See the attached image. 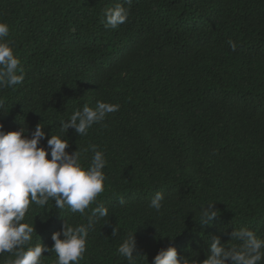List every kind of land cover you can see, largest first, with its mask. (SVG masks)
Masks as SVG:
<instances>
[{"label": "trees", "instance_id": "trees-1", "mask_svg": "<svg viewBox=\"0 0 264 264\" xmlns=\"http://www.w3.org/2000/svg\"><path fill=\"white\" fill-rule=\"evenodd\" d=\"M116 3L128 20L106 28L104 9ZM0 22L24 71L22 84L0 88L5 131L40 123L50 137L84 104L120 106L87 136L61 134L66 151L96 145L107 161L97 202L109 214L79 264H128L117 248L129 234L137 264L169 246L202 261L208 236L227 243L235 228L264 237V0H0ZM157 192L160 212L150 207ZM209 202L220 217L204 227L197 210ZM65 220L86 223L52 201L30 205L33 244L51 248ZM41 259L55 264V253Z\"/></svg>", "mask_w": 264, "mask_h": 264}, {"label": "clouds", "instance_id": "clouds-1", "mask_svg": "<svg viewBox=\"0 0 264 264\" xmlns=\"http://www.w3.org/2000/svg\"><path fill=\"white\" fill-rule=\"evenodd\" d=\"M125 2L130 4L131 0ZM128 16V9L121 3L107 7L104 9L105 27L116 29L126 23ZM9 32L8 24L0 22V88H12L24 81L21 62L10 42L5 40ZM228 44L235 50L233 41L229 40ZM4 107L5 102L0 98V110ZM119 108L118 104L99 100L94 107L84 104L67 120L60 121L59 132L67 134L69 129H74L78 136H87L93 125L103 122L108 114ZM61 134L48 137L40 123L34 131L21 124L16 131H5L0 124V257L8 254L3 264H42L44 253H55V264H79L85 258L90 233L109 214L104 203L97 202V197L105 191L103 170L107 161L104 152L96 145L66 151L69 141ZM43 140H46V147L41 146ZM89 151L92 155L85 167L81 160ZM49 201L54 202L55 209H67L86 218V223L76 226L65 220L61 230L52 234L51 248L40 242L33 244L36 231L32 223L26 222L30 205L44 208ZM163 201L164 195L157 192L150 207L160 212ZM94 203L96 206L86 212ZM120 203L123 205L124 201ZM197 211V224L204 227L214 226L220 217L216 203L209 202ZM117 232L113 227L112 236ZM117 252L128 264H137V258L143 257L137 249L135 234L123 239ZM152 264H264V237L247 227L235 228L227 243H222L218 235L208 236L202 261L181 259L177 249L169 246L153 257Z\"/></svg>", "mask_w": 264, "mask_h": 264}]
</instances>
